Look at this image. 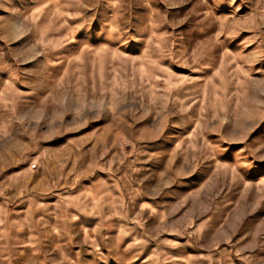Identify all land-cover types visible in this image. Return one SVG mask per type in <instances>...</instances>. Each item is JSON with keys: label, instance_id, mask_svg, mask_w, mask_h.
<instances>
[{"label": "rangeland", "instance_id": "1", "mask_svg": "<svg viewBox=\"0 0 264 264\" xmlns=\"http://www.w3.org/2000/svg\"><path fill=\"white\" fill-rule=\"evenodd\" d=\"M0 264H264V0H0Z\"/></svg>", "mask_w": 264, "mask_h": 264}]
</instances>
